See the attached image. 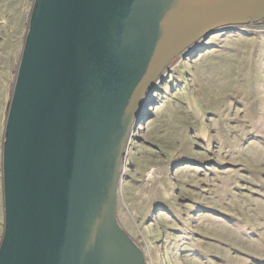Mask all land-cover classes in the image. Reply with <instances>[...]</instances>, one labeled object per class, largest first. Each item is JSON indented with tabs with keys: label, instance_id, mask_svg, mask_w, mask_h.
Returning a JSON list of instances; mask_svg holds the SVG:
<instances>
[{
	"label": "water",
	"instance_id": "water-1",
	"mask_svg": "<svg viewBox=\"0 0 264 264\" xmlns=\"http://www.w3.org/2000/svg\"><path fill=\"white\" fill-rule=\"evenodd\" d=\"M264 0H33L2 142L0 264H146L117 223L125 148L187 49Z\"/></svg>",
	"mask_w": 264,
	"mask_h": 264
},
{
	"label": "rangeland",
	"instance_id": "rangeland-1",
	"mask_svg": "<svg viewBox=\"0 0 264 264\" xmlns=\"http://www.w3.org/2000/svg\"><path fill=\"white\" fill-rule=\"evenodd\" d=\"M33 0H0V241L7 105ZM131 133L117 223L146 264H264V21L187 49Z\"/></svg>",
	"mask_w": 264,
	"mask_h": 264
}]
</instances>
